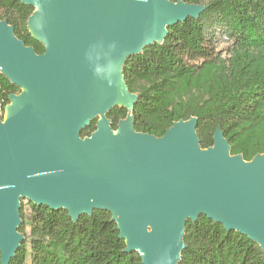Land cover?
Here are the masks:
<instances>
[{
    "label": "water",
    "instance_id": "obj_1",
    "mask_svg": "<svg viewBox=\"0 0 264 264\" xmlns=\"http://www.w3.org/2000/svg\"><path fill=\"white\" fill-rule=\"evenodd\" d=\"M34 8L36 55L0 22V72L20 89L0 119V263L23 236L20 201L66 210L76 222L109 212L125 252L142 264H177L184 226L205 216L247 236L264 252V153L230 156L219 128L201 150L196 120L163 137L136 133L129 114L111 130L105 115L131 112L136 96L122 76L126 60L161 44L167 28L197 19L203 6L168 0H16ZM96 130L80 132L99 115ZM115 134V136H114Z\"/></svg>",
    "mask_w": 264,
    "mask_h": 264
},
{
    "label": "trees",
    "instance_id": "obj_2",
    "mask_svg": "<svg viewBox=\"0 0 264 264\" xmlns=\"http://www.w3.org/2000/svg\"><path fill=\"white\" fill-rule=\"evenodd\" d=\"M168 1L203 6L204 11L197 19L167 28L161 44L126 60L123 81L137 100L131 112H107L111 130L130 114L136 133L161 138L173 124L194 118L201 150L213 146L219 128L230 156L250 162L264 153V0ZM33 12L16 0H0V22L12 27L25 47L42 55L44 47L27 30ZM223 38L231 44L224 59L217 52ZM19 93L0 72L2 115L9 97ZM95 130L92 121L79 137H90ZM23 203L17 228L23 240L9 264H142L137 252H125L109 212L94 211L73 222L66 210L29 202L26 214ZM184 229L177 264H264L258 244L205 216L188 220Z\"/></svg>",
    "mask_w": 264,
    "mask_h": 264
},
{
    "label": "rangeland",
    "instance_id": "obj_3",
    "mask_svg": "<svg viewBox=\"0 0 264 264\" xmlns=\"http://www.w3.org/2000/svg\"><path fill=\"white\" fill-rule=\"evenodd\" d=\"M210 1H212V0H203V4H206V3H208V2H210ZM231 46V44L230 43H228V42H226V39L225 38H223V39H221V42H219V44H218V46H217V52H220V54H221V57L224 59V58H226L227 57V51H228V48ZM10 104H11V102H10ZM5 114V113H4ZM103 118V115H101V114H99L93 121H95V122H98V121H100L101 119ZM1 119V121L2 122H4V115L2 116V118H0ZM114 133H115V131H114ZM24 203V210H25V212H26V214H28V210H29V207H28V205H27V202L26 201H23ZM29 233V229L28 228H26V234H28ZM27 264H29V261H27Z\"/></svg>",
    "mask_w": 264,
    "mask_h": 264
},
{
    "label": "built area",
    "instance_id": "obj_4",
    "mask_svg": "<svg viewBox=\"0 0 264 264\" xmlns=\"http://www.w3.org/2000/svg\"><path fill=\"white\" fill-rule=\"evenodd\" d=\"M1 115H2V112L0 111V117H1ZM3 116V115H2Z\"/></svg>",
    "mask_w": 264,
    "mask_h": 264
},
{
    "label": "bare ground",
    "instance_id": "obj_5",
    "mask_svg": "<svg viewBox=\"0 0 264 264\" xmlns=\"http://www.w3.org/2000/svg\"><path fill=\"white\" fill-rule=\"evenodd\" d=\"M114 136H115V134H114Z\"/></svg>",
    "mask_w": 264,
    "mask_h": 264
}]
</instances>
